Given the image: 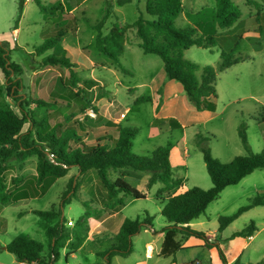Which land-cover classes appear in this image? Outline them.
<instances>
[{"label": "rangeland", "instance_id": "374dc122", "mask_svg": "<svg viewBox=\"0 0 264 264\" xmlns=\"http://www.w3.org/2000/svg\"><path fill=\"white\" fill-rule=\"evenodd\" d=\"M22 1L0 0V47L7 55L8 61L15 63L19 68L18 71L10 72L9 78L16 83L19 81V85L12 86L10 90L7 88L8 83L4 82V77L0 73V105L10 106L14 110H17L15 104L24 97L26 99L33 96L57 97L58 93L54 90L59 87L58 78L61 77L66 81L67 70L58 66H40L38 62L40 58L62 49L64 45L60 41L62 35L74 33L71 26L75 24L73 20L67 19L69 15L65 14L66 11L62 9L60 0H29L24 5ZM232 1L237 5L240 16L228 29H219L209 14V9H213L214 0H182V11L188 16L185 18L179 14L174 20L176 27L195 28L197 36L208 34V29L211 27L215 29L213 36L217 43L214 46L206 48L190 46L183 51V57L199 67L209 65L217 69L220 48L227 50L237 40L234 56L238 57V62L222 71H216L214 86L216 97L214 108L211 111H196L193 108L186 99L180 84L165 77L160 58L154 54H145L138 47L139 39L133 27L126 30L123 50L118 57V63L124 71H120L113 64L104 66L106 57L96 51L93 25L102 18L105 10L109 9L110 16L105 19L101 28L102 33L107 31L112 22L127 25L139 14L148 20H153V16L144 12L145 0H129L120 6L115 5V0H83L78 6L79 10L75 12L76 26L79 30L75 32L74 39L68 36L77 45L83 46L82 52L92 62L85 64L76 59L77 63L69 59L75 65V69L72 68L73 71L80 78L75 87L70 89L71 92L76 88L82 89L83 94L95 106L102 121L108 119L113 121L119 117L122 126L137 129V133L131 140L132 154L147 156L156 147L167 145L170 172L173 177L181 178V186L178 188L182 190L192 186L201 189L211 186L202 161L200 146L207 147L210 154L219 161L228 162L235 155L246 154L247 150L258 152L264 145V121L257 119L264 113V0H252L253 3H246L244 0ZM255 14L260 23L259 30L254 20ZM69 27L71 28L70 33H68ZM12 28H15L14 39L11 34ZM54 37L58 39L51 48L36 51V47L45 39ZM150 77L154 79L159 88V96H161L159 101L162 102L164 98L166 102L160 113L173 116L172 118L179 124L182 123L183 127H171L166 132L156 131L155 126L151 125L154 118V103L149 101L133 103V95L151 96V87L148 82ZM85 79L91 82H83L82 80ZM63 86L65 88L67 83ZM13 89L14 92H12ZM164 89L167 92L163 95ZM60 90L63 91L62 88ZM173 93L181 95L185 102L187 101L189 108H184L182 105L184 101L183 103L178 101L180 97L174 98ZM17 97L18 100L13 101V98ZM69 99L72 100L71 105H59L57 114L60 115L62 111L77 107L75 99L71 96ZM28 106L31 107L32 104ZM60 118V126H65V120ZM100 119L98 120L93 112L86 113L85 110L71 116L66 125L81 139L78 141L83 140L85 143H90L91 139L97 136L85 137L84 133H80L78 125L81 124L84 128L87 126L90 129L98 126V123L102 122ZM240 125L244 130L246 146L242 144L238 135ZM26 127L27 123H24L23 130ZM96 128L98 127H94ZM78 141H70V144L77 145ZM34 160L33 156L27 157L20 164V168L16 165L15 170L9 173H33ZM11 162L14 163L13 160ZM115 176V172L110 173L112 179ZM146 176L148 175L144 172L127 169L124 179L138 190L143 191L146 198L134 199L126 196L117 218L122 215L124 218H135L136 216L141 218L142 213L146 212L151 217L154 233L145 226L141 227L140 232L131 235L129 239L131 253L118 255L115 258L121 264H135V260H143L142 243L145 240L151 238L152 242L160 243L155 233L160 232L165 225L159 213L165 199L155 198L158 183L153 184L146 191L142 181V177ZM90 177L91 175L86 173L79 174L77 167L71 166L64 176L55 179L49 185L43 195L11 201L3 205L0 208V245L6 244L15 236H28L40 241L44 245L43 253H46V237L40 226V219L33 213V210H46L53 207L54 210L60 212L59 218L63 219L65 226L68 220L71 221L69 226H72L87 209L91 213L90 221L87 219V222L92 223L94 218L99 219L102 210L99 203L102 200L101 190L103 188L97 177H95L97 183L92 182ZM85 181L90 186L87 185L83 189L81 186ZM256 194H264L263 169H254L237 183L225 186L219 191L217 197L206 205L202 213L188 222V225L200 232H215V241L219 245L217 247L225 259H230L237 252L234 259H237L239 264H263L264 205L248 208L231 220L221 231H217L219 216L231 215L237 208L247 204L249 199ZM249 221L256 226V230L252 233L253 236L248 240L244 238L245 243H233V240L238 237H231V234L240 230ZM143 228L147 231H143ZM109 245L106 236L100 235L86 241L74 257L68 255L65 257L68 249L59 248L57 257L52 263L93 264L101 262V259L104 262V256L101 257L94 253L102 252L103 248L105 251ZM216 245L213 246L216 247ZM207 249L206 246H202L193 249L194 251H182V254L193 251L202 264H221L218 259L207 256ZM109 259L112 263L111 256ZM154 260H156L155 257L149 261ZM157 260L162 262L164 259L159 257ZM0 264H16V259L11 253L0 249Z\"/></svg>", "mask_w": 264, "mask_h": 264}, {"label": "trees", "instance_id": "16d2710c", "mask_svg": "<svg viewBox=\"0 0 264 264\" xmlns=\"http://www.w3.org/2000/svg\"><path fill=\"white\" fill-rule=\"evenodd\" d=\"M127 1L129 0H115L114 3L120 6ZM244 1L253 3L252 0ZM106 7L108 8V6ZM143 9L147 15L153 16L154 19L148 20L139 14L127 25H120L116 21L112 22L107 31L102 33L101 28L105 19L110 16V9L105 10L102 18L93 25L96 51L106 57L111 64L117 66L120 71H124V68L118 63V57L123 50L125 32L128 28L133 27L135 35L139 39L138 47L143 53L154 54L160 58L165 77L180 84L186 99L193 108L196 111L213 110L216 97L214 87L216 71H222L238 62V57L234 56L237 40L227 50L220 48L217 69L209 65L199 67L183 57V51L190 46L202 48L214 46L217 43L213 36L215 29L211 27L208 29V34L197 36L195 28L191 26L176 27L174 20L181 12V0H145ZM239 16L240 11L232 0H214L211 18L219 29L230 28ZM254 20L259 30L260 23L257 15ZM57 39V37L45 39L36 47V51L51 48ZM38 65L65 68L67 70L66 81L61 77L58 78L59 87L54 90L58 93L56 98L52 95L33 96L28 99L24 97L15 104L17 110L10 106L0 105V208L11 201L43 195L55 179L64 176L69 167L75 166L79 174L87 170L95 172L104 190L103 207L111 210L122 206L126 196L134 199L144 198V192H140L124 179L127 169L144 172L148 175L145 183L146 190L151 185L158 183L159 187L155 191V198L165 199L159 210L166 225L161 229L163 237L158 255L169 257L183 248L181 243L186 238L190 236L204 238L203 232L192 229L188 222L202 213L206 205L217 197L221 189L237 183L254 169L264 170V145L258 152H250L245 148L246 154L235 155L228 162L219 161L210 154L207 147L200 146L202 161L211 186L207 189L192 186L178 190L182 180L173 177L170 172L169 147L167 145L156 147L147 156L131 153V140L137 133V129L134 127L122 126L119 123L106 120L107 125H110L108 130L112 131L114 137L111 135L104 137V134H101V138L97 137L90 143L78 141L80 139L78 135L67 127L68 121L71 116L87 109H91L94 116L97 117L95 106L83 94L82 89L76 88L71 92L70 89L75 87L80 78L73 71L72 64L63 49L40 58ZM16 70H19L18 66L8 61L7 55L0 47V73L4 77V82L8 83L9 90L12 86L19 85V81L16 83L9 78L10 72ZM82 81L91 82L86 79ZM65 83L67 86L64 88L63 84L65 85ZM61 88L63 91L60 90ZM70 96L75 99L77 107L62 111L60 115L57 114L59 105H71ZM15 100H18V97L13 98V101ZM148 100V96H140L136 97L134 102ZM29 104L32 106L29 107ZM60 117L65 120L64 124L67 125L60 126ZM257 119L264 121V113ZM24 123H27V127L23 130ZM153 124L159 131L168 129L162 118H155ZM81 127L83 126L81 125ZM238 135L242 144L246 146L242 125L238 128ZM102 140L104 141L101 142ZM70 141H78L79 144L71 145ZM29 156H33L35 159L33 173H9L15 170L16 165H19L20 168V164ZM12 160L14 163L11 162ZM111 172L116 173L113 179L110 177ZM68 185L70 186V182ZM172 189V193L163 198V192ZM261 205H264V194L254 195L247 204L237 208L231 215L219 216L217 231H221L241 212L250 207ZM33 213L39 217L40 226L46 237V253H43L44 245L40 241L28 236H15L5 244V250L11 253L16 261L53 264V260L57 257V250L63 247L68 249L65 257L69 256L85 238L88 231L87 219L91 216L87 209L72 226L67 224L65 226L63 219L59 218L60 212L54 210L53 207L46 210H33ZM142 214L141 218L138 216L135 218L125 217L122 220L115 236L117 244L110 246L105 251L97 252V255L104 256V262L93 264H112L110 256L130 253V236L137 233L141 227L151 226L149 214L146 212ZM255 230L256 226L252 221H249L240 230L233 232L231 237H246ZM217 252L221 264H239L237 259L227 263L219 247H217Z\"/></svg>", "mask_w": 264, "mask_h": 264}, {"label": "crops", "instance_id": "0c3cea01", "mask_svg": "<svg viewBox=\"0 0 264 264\" xmlns=\"http://www.w3.org/2000/svg\"><path fill=\"white\" fill-rule=\"evenodd\" d=\"M27 1H29V0H27ZM27 1H24L23 0L22 1V4L24 5V3H26ZM78 1L79 0H76V1L75 0H67V1L60 0V3L62 5V9L64 11H66V13H65L66 15H69V17H67V19L73 20L74 23H75L73 26H71L73 28L74 33L62 35L60 41L63 42V44H64L63 47H62V49L65 51V54H66V56H67L68 59L73 60V62H77L78 60H76V59H79L80 62H84L85 64H89V63H92V62H91V59L89 57H87V55H85L82 52L83 46H81L80 44L77 45V43H75L74 41H72V39H74V37L76 36L75 35V32H77L79 30V28L76 26L77 19H76V16H75V12H77L79 10V7L78 6H79V4L81 2H83V0H80L79 2ZM181 2H182V0H181ZM209 10H210L209 11V14L211 16L212 8L209 9ZM80 12L83 13V10L80 9ZM179 14L182 17H185V18H187V16H188L186 14V12H183L182 11V9H181V12ZM61 16L63 17V14ZM12 32L15 33V28H12L11 29V34H12ZM70 32H71V28L69 29V32L68 33H70ZM68 36H71L72 39H70V37H68ZM66 37H68V38L66 39ZM105 59H104L105 60L104 61V66L111 64L110 61L107 58H105ZM70 63L72 64V68L75 69V65L72 62H70ZM79 64H81V63H79ZM78 68H80V67H78ZM148 82H149V85L151 87V91H150L151 92V96L149 97V100L148 101L149 102H153L154 103V106H155L154 113H153V115H154L153 120L155 118H162L164 120V122H165V126L168 127V129H170L171 127H183V124L182 123L179 124L176 120H174L172 118L173 116H167L166 114H161L160 113L161 112V109L166 105L165 99L162 98L163 101L162 102L159 101V99L161 98V96H159V88H158L157 84L154 82V79L152 77H150V79H149ZM128 90H130V88H128ZM162 92H163V95H164V93H166L167 90L164 89ZM173 94L175 95L174 98H176V99L178 97H180L179 99H177L178 101H180L182 103L184 101V104H182L184 106V108H189V105L187 104V101L185 102V99L181 95L178 96L176 93H173ZM136 97H140V96L133 95L132 96L133 103H135L134 102V99ZM202 111H208V110H202ZM119 112H121V111H119ZM96 115H97L96 118H98V120H99L100 118L98 116L99 114L97 113V110H96ZM153 120L151 121L152 127L155 126L153 124ZM109 121H112V120H109ZM112 122L119 123L120 124V118L119 117H116ZM99 123H101V124H99ZM99 123H98V126H93L92 128H90V129H94V127H98V128H96L94 130H90L87 126H86V128L81 127V126L78 127V128L80 130V133H84V136L85 137H88V135H89V136H93V137L94 136H97L99 138L100 136H102L101 134H104V137H108V135H111L112 137H114V134H112V131L111 130H108V128H110V125L108 126L106 121H102V122H99ZM155 128H156V131H159L158 128H157V126H155ZM93 131H94V134H93ZM166 131H164V132H166ZM93 140H95V139H91V142ZM103 141L104 140H102L101 142H103ZM84 173H86L88 175H91L90 178L92 179V182L97 183V180L95 178L96 177L95 172H91L90 170H87ZM147 177L148 176L142 177V181H143L144 185H145V183L147 181ZM83 184L84 185L81 186V188H83V189L87 185H89L87 181H85ZM131 186H133V185H131ZM158 187H159V185L157 186V188ZM179 188H178V190H179ZM172 191H173V189L170 190V191H168V192H163L162 196H167V195L171 194ZM176 191H177V189H176ZM140 192H143V191H140ZM101 195H102V200L99 203L100 204V207L102 208V210H101V216L99 217V219L98 218L97 219L94 218V220H93L92 223L91 222H87V224H88V232H87V235L83 239L82 243L74 250V252L69 255L70 257H74V255L76 254V252H78L80 249L83 248V245H84V243L86 241H89L91 239H94V238H96V237H98L100 235L101 236H106V238H107V240H108V242H109V244L111 246L117 244L116 243V240H115V236H116V234L118 232V229H119V226H120L122 220L124 219V216L123 215H122L123 217L121 216V217H118V218H117V216H118L119 210L123 207V205L122 206H118V207H116L114 209H111V210L110 209H106V208L103 207V203L105 201V199H104V190H101ZM144 198H146V196H144ZM88 220H89V218H88ZM68 221H70V220H68ZM165 225H166V223H165ZM147 227H149V226H147ZM149 228L154 233V228L152 227V223H151V226ZM140 231L141 230H139L138 232H140ZM143 231H147V229L146 228H143ZM203 234H204V238L203 239L202 238H196V237L190 236V237L186 238L185 240H183L182 243H181V246L183 248L180 249L179 251H177L173 256L161 257V256L158 255V251H159L160 243L162 241L163 233L161 231L160 232H157V233H155V235H156V237H159V242L160 243L159 244H156L155 242H152L151 241V238L145 240L142 243V246H143V257H144V259L143 260H135V264H202L198 260V258L196 257L197 254H195V252H193L194 251L193 249H197V247H202V246H206L208 248L207 249V251H208L207 256L208 257H214V258H216V259L219 260L218 252L216 250V247L213 246V245H216V244H217V246H219L218 243L215 241V239H216L215 232H213V231H211V232L204 231ZM252 236H253V234H251L249 236H246V237H238L237 238L238 240L237 239H234L233 240L234 241L233 243H235V244L236 243H241V242H243V239L244 238L248 240ZM243 243H245V242H243ZM110 245H109V247H110ZM63 248H66V247H63ZM0 249L5 250V244H3L2 246L0 245ZM104 249L105 248H103V250ZM100 250H102V249H100ZM186 250H190V251L193 250V251L190 252V253H188V254H182L183 253L182 251H186ZM90 253H94V252H90ZM130 253H131V250H130ZM94 254L96 255V252ZM179 254L181 255L180 257L177 256ZM236 255H237V252H235L230 257V259H225L226 262L227 263H230L234 259V257ZM116 257H118V255H112L111 256V262L113 264H121L117 260H115ZM153 257H155L156 260L149 261ZM159 257L163 258L164 260H162V262H159L157 260V259H159ZM101 260H102L101 262L103 263V259H101ZM219 262H220V260H219ZM17 263H18V261H16V264Z\"/></svg>", "mask_w": 264, "mask_h": 264}, {"label": "built area", "instance_id": "2783aa9c", "mask_svg": "<svg viewBox=\"0 0 264 264\" xmlns=\"http://www.w3.org/2000/svg\"><path fill=\"white\" fill-rule=\"evenodd\" d=\"M24 1H27V0H24ZM12 38L14 39L15 38V33L12 32ZM92 113L91 109H87L86 110V113ZM67 225H71V221H67L66 222ZM17 264H34L33 262L29 263V262H26V261H18Z\"/></svg>", "mask_w": 264, "mask_h": 264}]
</instances>
